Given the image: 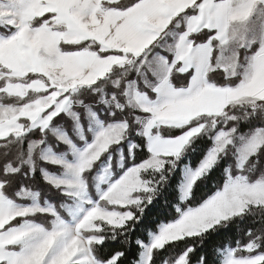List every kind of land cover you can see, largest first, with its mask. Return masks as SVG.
I'll use <instances>...</instances> for the list:
<instances>
[{"label":"snow or ice","instance_id":"obj_1","mask_svg":"<svg viewBox=\"0 0 264 264\" xmlns=\"http://www.w3.org/2000/svg\"><path fill=\"white\" fill-rule=\"evenodd\" d=\"M0 264H264V0H0Z\"/></svg>","mask_w":264,"mask_h":264},{"label":"trees","instance_id":"obj_2","mask_svg":"<svg viewBox=\"0 0 264 264\" xmlns=\"http://www.w3.org/2000/svg\"><path fill=\"white\" fill-rule=\"evenodd\" d=\"M239 239H240L241 244L247 242V236L246 235H240ZM117 247H118V245H117Z\"/></svg>","mask_w":264,"mask_h":264}]
</instances>
